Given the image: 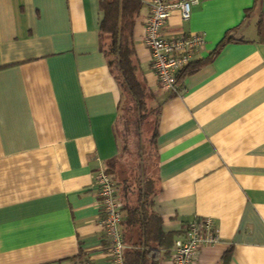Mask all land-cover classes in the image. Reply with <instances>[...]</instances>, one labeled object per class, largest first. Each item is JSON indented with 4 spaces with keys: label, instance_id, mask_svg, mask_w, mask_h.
Listing matches in <instances>:
<instances>
[{
    "label": "crops",
    "instance_id": "obj_1",
    "mask_svg": "<svg viewBox=\"0 0 264 264\" xmlns=\"http://www.w3.org/2000/svg\"><path fill=\"white\" fill-rule=\"evenodd\" d=\"M148 12L141 0L134 56L159 105L162 228L209 216L219 240L192 264H264V0L171 8L164 36H204L178 93L150 66ZM102 16L98 0H0V264H110L94 174L118 151L120 87Z\"/></svg>",
    "mask_w": 264,
    "mask_h": 264
},
{
    "label": "trees",
    "instance_id": "obj_2",
    "mask_svg": "<svg viewBox=\"0 0 264 264\" xmlns=\"http://www.w3.org/2000/svg\"><path fill=\"white\" fill-rule=\"evenodd\" d=\"M98 3L103 12L99 24L102 48L108 56L112 71L116 72L120 100L124 98L128 102L123 111L120 103L118 104V117L114 127L118 151L104 167L114 179L122 205L120 226L122 240L126 244L123 264H159L161 256H169L175 235H181L182 231H164L162 219L154 206V197L159 189L155 143L158 104L152 108L155 119L150 137L156 165L155 177L149 171L148 158L144 157L145 150L140 141L141 125L148 112V99L151 100L153 96L138 76L139 65L134 56L133 27L141 0H98ZM229 39L230 37L223 42ZM195 67L193 62H189L180 69L177 73L178 81ZM120 124L125 134L133 133L138 145L134 151L135 159L129 164L128 173L119 169L118 165L123 148Z\"/></svg>",
    "mask_w": 264,
    "mask_h": 264
},
{
    "label": "built area",
    "instance_id": "obj_3",
    "mask_svg": "<svg viewBox=\"0 0 264 264\" xmlns=\"http://www.w3.org/2000/svg\"><path fill=\"white\" fill-rule=\"evenodd\" d=\"M142 1L149 8L142 39L149 49L150 66L161 88L178 93L180 81L177 73L191 61L194 53L203 44L204 36L203 33L194 31L164 36L161 27L170 16L172 7H178L181 19L188 20L191 6L198 0H178L175 3L167 0ZM94 183L97 187L104 238L108 242L110 264H123L126 244L122 240L120 226L122 205L114 179L102 167L95 172ZM219 236V229L211 217H195L183 228L181 235L174 239L169 264H192L199 248L217 242Z\"/></svg>",
    "mask_w": 264,
    "mask_h": 264
},
{
    "label": "rangeland",
    "instance_id": "obj_4",
    "mask_svg": "<svg viewBox=\"0 0 264 264\" xmlns=\"http://www.w3.org/2000/svg\"><path fill=\"white\" fill-rule=\"evenodd\" d=\"M120 108L123 111V109L128 105V102L126 99H121L119 102ZM157 105V102L155 100L148 99V112L146 114V117L144 119L143 124L141 125L140 129V141L144 146V157L148 158V164L150 165L149 171L155 177V158L153 155V149L151 146V133L153 130L154 125V119H155V112L152 108H155ZM124 107V108H123ZM120 133H121V143H122V151H121V157H119V169H122V171H125L128 173L129 164L133 163L134 161V151L137 149L138 145L135 141V136L133 133L125 134L122 125L120 124L119 127Z\"/></svg>",
    "mask_w": 264,
    "mask_h": 264
}]
</instances>
